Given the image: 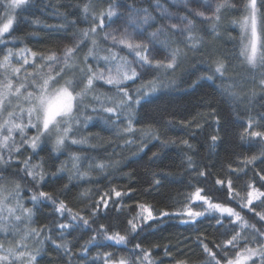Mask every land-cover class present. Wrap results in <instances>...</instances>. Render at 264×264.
<instances>
[{
    "label": "trees",
    "instance_id": "1",
    "mask_svg": "<svg viewBox=\"0 0 264 264\" xmlns=\"http://www.w3.org/2000/svg\"><path fill=\"white\" fill-rule=\"evenodd\" d=\"M257 2L259 6L260 0ZM218 4L225 6L219 12L215 8L209 18L179 9L189 22L182 32L163 24L158 12L161 6L172 8V0H27L25 5L14 9L13 24L0 38V61L9 51L12 53L9 67L0 68V81L7 76L13 89L21 83L25 87L16 99L14 94L7 98L0 111V116L6 115L7 120L9 112L14 114L11 118L14 121L19 118L15 100L24 99L27 92H35L32 81L42 83L41 77L54 63L40 57L57 56L63 48L76 45L81 30L98 25L101 13L104 20L109 10L121 8L143 16L151 31L159 29L155 36L158 38L152 42L157 53L167 58L151 60L135 79L121 85L129 93L133 90L148 93L131 121V131L120 129L107 136L80 163L68 167L49 137H43L37 148L32 149L21 144L19 131L11 134L9 146L15 141V147L20 150L13 148L9 153L7 149H0V155L6 160L11 155L8 163L0 161V187L7 190L11 185H19L18 203L32 209L33 214L25 215L26 231L7 209L0 214L5 218L2 226L6 228L0 231L3 245L0 255L5 256L7 252L9 261H13L10 249L13 253L25 249L27 253H35L39 249L34 264H119L122 259L126 264H140L137 256L142 259L143 253L135 248L140 244L150 253L144 264H209L210 257L203 249L207 244L220 264H227L239 249L225 246L224 242L237 232L242 237L240 247L245 239H262L258 232H264V220L257 213H264V197L254 199L248 207L242 204L247 203L249 184L264 192V180L260 179L264 176V137L249 135L253 131L264 133V60L259 56L256 64H249L242 54L243 2L219 0ZM8 13L9 0H0V25ZM103 32L98 27L88 41L80 44L69 61L71 66L55 82L50 81V89L71 80L75 91H82L86 74H91L86 73L89 65L97 73L115 61L112 57L117 56L103 39ZM92 39L96 41L95 46ZM33 52L36 57L32 56ZM169 63L173 66L168 67ZM218 64L224 66L222 74L216 71ZM61 66L62 61L53 68V76ZM16 68L20 69L18 73L13 72ZM119 94L117 86L94 79L91 89L78 97L76 112H83L97 102L111 101ZM25 133L31 137L36 130L29 127ZM213 136L217 137L215 141ZM74 148L67 143L62 153L71 154ZM253 157L256 159L252 163H246ZM26 161L29 170L42 174L43 180L33 181L25 175ZM200 171L205 175L199 176ZM217 179L224 183L217 185ZM229 180L233 195L239 194L234 199L228 195ZM197 187L204 189L201 194L207 195L212 203L224 204L239 212L249 226L242 228L235 217L211 210L197 218L196 223H185L186 215H176L185 206L196 211L207 208L203 201L189 199ZM112 189L120 191L121 197H116ZM40 192L49 193L53 199L39 197ZM33 195L38 197L36 202L31 199ZM101 197L108 199V208L101 203L98 214L93 217L94 206ZM61 201L72 215L78 213L88 219L89 225H83L81 220L72 221L67 211L58 212ZM140 205L150 209L155 219L143 221L141 218L147 212ZM12 208L20 217L24 213L17 207V199ZM161 212L170 215L161 216ZM7 218L9 221L4 223ZM133 218L140 226L136 233H127V221ZM218 219L221 223H217ZM61 223L71 226L61 230L58 227ZM100 225L105 226L109 235L127 234V242L116 244L105 239ZM33 229L39 235L21 239L20 243L26 247H19V237ZM248 246L256 248L258 244ZM14 264H27V256L23 261L15 260Z\"/></svg>",
    "mask_w": 264,
    "mask_h": 264
},
{
    "label": "snow or ice",
    "instance_id": "2",
    "mask_svg": "<svg viewBox=\"0 0 264 264\" xmlns=\"http://www.w3.org/2000/svg\"><path fill=\"white\" fill-rule=\"evenodd\" d=\"M27 0H11V4L9 5L10 8L16 9L23 5H25ZM225 4H218L216 7V12H219L222 7H224ZM243 8L246 10L247 15L243 17V20L241 22V27L244 30L246 34H248V44L245 45L244 51L242 54H244L247 58V61L249 64H254L257 61V53H258V46L260 49H264V11H261V9H264V0H260L259 6L257 0H246V3L243 4ZM88 11L87 6L85 7V12ZM113 13L111 10L108 12V16L111 17ZM200 15H203L201 13ZM94 21L96 17H93ZM216 19H219V16L216 17ZM146 22V21H145ZM13 24V20L11 18L7 19L6 23H3L2 26H0V38L4 36V34L8 33L11 26ZM103 28L104 27V14H100L99 23L95 26H90L88 29L81 30L79 33V40L77 41V44L73 47H67L64 50L63 57H62V65L59 69V71H56L55 76L52 75V70L56 65L61 64V58L57 57L55 54L49 55L47 57L41 56V60H46L49 62H54L49 66V72L41 77L42 83H37L35 80L32 81V85L36 89L35 92H27V94L24 96V99L28 101L29 107L27 109H21V113L26 112L27 113V122L26 123H15L13 119V113L9 112L8 116L9 119L5 120L3 123H0V149H7L9 153H11L12 149L15 148V151L19 152V148L15 147V141H13L12 146L10 147L8 144L9 140H12V132L16 129L19 130L21 134V144H27L32 149H36L39 142L41 141L42 137H45L50 134V132L54 129L57 133V138L55 140V144L57 147L63 145L65 143V139L67 138V135L69 131L71 130V126L73 122L77 121V117L74 114V109H78L80 101L78 100V97H82L86 94V91L88 89H91L93 86L94 79H106V83L109 85H115L118 88V91L123 94V98L120 100V107H123L127 105L129 108L132 107V104H140L141 98L144 95H147L148 93H141L140 90H137V95L134 98L132 95L129 94L128 90L125 87H121L124 81L135 79L137 76V72L135 69L131 70V74L129 75L128 72L122 71L121 67L116 68V76H108L107 78L104 77L102 73L97 74L92 71L91 66L89 65L86 69V84L84 85V90L82 91H75V86L73 85V82L71 80L65 81L64 85L53 88L50 90L49 84L50 81L55 82L56 77H60L61 73L65 71L66 68L70 67L69 61L73 58L75 53L77 52L80 44L85 43L90 39L92 35H94L97 32V28ZM175 27V25H173ZM156 34L153 33V36ZM107 38V36L105 37ZM112 39L114 41L117 40V37L112 36ZM91 43L93 46H95L96 41L94 39L91 40ZM119 44L126 46L128 49L135 50V56L139 58V60L143 63H150L148 60V57L146 55H141V44L132 42V38L130 36H125L119 39ZM144 51H147V47L144 46ZM93 49H89V55L92 54ZM12 53L9 51L7 55L3 57V61H0V68L7 69L9 67L10 63V56ZM36 53H32L33 57H36ZM116 57L113 56L112 59H115ZM261 60H264V52H261L260 54ZM108 57H105V60H107ZM172 60H175V56L172 57ZM24 63L27 64V59L24 60ZM159 63V62H157ZM173 65L171 63L168 64V67H172ZM223 64H218L216 71L220 72L222 74ZM20 71L19 68L13 69V72L18 73ZM82 72H85V69H81ZM62 78V77H61ZM211 78V77H209ZM264 83V82H262ZM25 85L21 83L19 87H16L13 93V84L11 79H9L7 76H5L4 80L0 81V109H3L5 99L9 96V94H15L20 95L21 94V88H24ZM154 91V87L152 88ZM116 108L114 107H107L104 109L105 112L108 113H114L116 112ZM61 124L66 125L65 127H61ZM34 128L36 129V135L33 137H28L25 133L26 128ZM249 127H252L251 122L249 123ZM6 130L7 134H4V131ZM125 131H131V122H129V127L125 129ZM249 135L253 137H264V133L261 132H250ZM217 139L216 136L212 137V140L215 141ZM73 143H76L77 141L73 140ZM184 143H187L185 141ZM11 159V155H9L8 159L6 160L3 155H0V161L4 163H8V161ZM256 158L253 157L251 160L246 161V163H252ZM192 161L191 158H189V165H191ZM101 167H103L101 165ZM26 176L31 177L33 181H39L43 180L44 177L42 174H38L34 170H29L28 168V162H25V168L23 169ZM199 176H204L205 173L203 171H200L198 173ZM261 180H264V176L260 177ZM217 185H222L224 181L217 179L215 181ZM248 188L251 190L247 192V203L242 204L243 207H248L253 204V200H259L260 197H264V192H261L259 189L252 188V185L249 184ZM204 191V189L197 187L195 189V192L191 194L189 197L192 201H203L204 204H207V208L203 211H196L192 207L185 206L184 210L182 212L176 213V215H186L188 217L187 220H185V223H196L197 218L205 216L206 212L208 211H215L219 212L222 216L223 214H227L228 217H235L236 221L240 222V226L248 227L247 221L241 217L240 213L235 211L231 207H227L224 204L220 203H212L211 200L207 195H201V193ZM112 193L116 197H121L122 193L120 191H117L115 189H112ZM228 195L230 199L236 198V196H239V194L233 195L232 190V182L231 180L228 181ZM20 196L19 192V185L16 186L15 192H9L7 195L4 194V189L0 187V213L3 212L4 208L6 207V202L9 199H17V207L20 208V210L24 213H26L29 217L33 214V210L30 208H23L18 203V198ZM105 196H108L110 198V194L106 193ZM39 197H43L45 199H53L49 193L46 192H40ZM33 202H36L38 197L36 195H33L31 197ZM243 200V198H241ZM55 203V201H53ZM264 202V201H262ZM101 203L103 204V207L105 209L108 208V199H105L104 197H101L100 201H97L96 205L94 206V210L92 212V216L95 217L98 212ZM140 207L147 212L146 217H142L141 219L143 221L152 220L155 219L153 216V213L150 209H148L145 205H140ZM58 212L63 214L65 211L69 213L71 216L72 221L81 220L83 222V225L87 226L89 225V220L84 218L83 216H80L78 213L75 215L71 214V210L66 207L64 202H59V206L56 209ZM250 211H254V209L249 208ZM7 211L9 214L14 213V209L7 208ZM161 216H168L170 213L168 212H161ZM260 220H264V213H257ZM20 216L16 215L15 219L20 220ZM5 218L3 216H0V231L4 230L2 226V222ZM217 223H221V220H217ZM128 229L126 230L127 233H136L138 227L140 226L135 218L129 219L127 221ZM70 224L61 223L58 225V227L63 230L69 228ZM254 228V226H251ZM100 231L104 234L105 239L114 241L116 244H124L127 242V234L121 235L119 232H115L111 235L107 234V229L104 225H100ZM29 235H39L35 229L31 230L29 233H27L24 237H22V240H25L28 238ZM258 235L262 238L260 241H248L245 239L243 247H240V240L242 237L240 236V233L237 232L235 235L232 236L231 239L224 242L226 245H231L233 249H239L235 252V259H229L227 260V264H248L249 261H251V264H257V261H259V264H264V232H258ZM94 240L95 237H92ZM249 243H257L258 247L252 248L249 247ZM19 247H26L25 244L20 243ZM218 247H221L218 245ZM3 248V245L0 244V249ZM136 249H141V252L143 253V258L141 259L139 256H137V260L140 261V264H144V261H148V258L150 256V253L144 249L141 248L140 244L135 245ZM204 252L210 257L209 264H212V261L215 262V264H220V260L216 258V253H214L207 244L203 245ZM9 253L13 255L14 260L9 261L8 256L0 255V264H14L15 260H21L23 261V258L27 256V264H34L36 261L37 255L39 253V249L33 252L25 253L24 251H19L18 253H13L12 250H9ZM255 258V259H254ZM119 264H126L125 260H120ZM150 264V262H149Z\"/></svg>",
    "mask_w": 264,
    "mask_h": 264
},
{
    "label": "rangeland",
    "instance_id": "3",
    "mask_svg": "<svg viewBox=\"0 0 264 264\" xmlns=\"http://www.w3.org/2000/svg\"><path fill=\"white\" fill-rule=\"evenodd\" d=\"M218 1L219 0H172L173 2L172 8H165L161 6L158 7V12L162 16L163 24L178 32H182L189 26V22L187 21L185 16L179 11V9L191 12L195 15L204 18H209L214 14V10L218 5ZM233 1L236 2L237 0H233ZM240 1H242L243 4L246 3V0H240ZM10 4H11V0H9V5ZM13 11L14 9L9 7V13L6 15L5 19L3 20L0 26H2L3 23H6L8 18L12 19ZM111 12L113 13V15L111 17L108 16L104 20V27H103L104 32L102 36L105 42L110 47H112L117 57L115 58L114 62L108 64L104 68H100L97 71V74L102 73L105 78H107L110 75L116 76L117 75L116 68L118 66L122 68V71L128 72L129 75L131 74L132 69H135L138 74L142 71V69L146 67V64L148 63L141 62L139 58L135 56V50L128 49L126 46L118 43L119 39L125 36H130L132 38V42L141 44V55H146L149 61L153 59L166 60L167 57L165 55L157 53V48L154 46L152 42L158 38L155 36L157 35L159 29H157L156 31H151L146 19H144L143 16L128 11L126 9L123 8L112 9ZM201 13H203V15H200ZM245 15H247V12L243 8V16L241 22ZM173 25H175V27H173ZM153 33H155L156 35L153 36ZM242 33L244 39L243 48H245V45L248 44L249 42L248 34H246L243 29H242ZM106 36L107 38H105ZM112 36L117 37V40L114 41L112 39ZM144 46L147 47V51L143 50ZM64 50L65 48L60 50L59 55H57V57L61 58V61ZM259 50L260 48L258 46L257 61L254 64H256L259 60V56H260ZM100 80L106 82V79H100ZM14 90L15 89H13V93ZM140 92L145 93L144 90H140ZM129 94L135 98L137 95V90H133ZM11 96L12 94H9L7 98L9 99ZM18 96L20 95L14 94L15 99ZM7 98L5 99L4 104L6 103ZM122 98H123V94L120 93L113 100L111 101L105 100V101L97 102L93 104V106L90 107L89 109L87 110L84 109L85 111L83 110V112L77 113L76 109H74V114L77 117V121L72 123L71 130L69 131L67 138L65 139V143L59 147H57L55 144L57 133L55 132L54 129L50 132L49 135L45 136L50 138V142L54 147V149L56 150V153L58 152V154H61L60 156H62V159H64L63 161L68 167L73 166L76 163L82 162L86 157H88L92 152L95 151L98 144L104 141V139L107 138V136H111L115 134L120 129H126L129 125V122L132 121L133 117L137 114V112L140 110L141 106L143 105L146 95L142 96L140 104L137 105L133 103L131 108H129L127 105L123 107L119 106L120 100ZM15 101L17 103V106L19 107L18 113L20 115L19 118L15 120V123H24V121L27 122V113L26 112L21 113V109L22 108L27 109L29 107L28 101L21 99V97L19 98L18 101L17 100ZM107 107H114L117 110L114 113H108L104 111V109ZM0 111H2V109H0ZM5 120H7V116L2 114L0 116V123H3ZM65 126L66 125L61 124V127H65ZM15 131H19V130L18 129L14 130L12 132V135L14 134ZM4 134H7L6 130L4 131ZM73 140L77 142L73 143L72 142ZM67 143L68 145H73L75 147L71 154L68 153L69 155L67 153H62L63 146H65ZM15 191H16V186L11 185L10 188L4 190V194L7 195V193L9 192H15ZM15 200L16 199H9L6 202V204L11 206L10 208H12L13 204L15 203ZM7 208L8 207L6 206L3 211H5ZM25 215L26 213L25 214L21 213V219H20L21 225L23 226L24 230L26 229L27 226V222H26L27 220ZM11 216L14 217L16 216L15 210ZM8 221L9 218H7L4 223H7ZM23 228L20 231L24 235L26 232L25 233L23 232ZM20 241L21 238L19 237L17 243L20 244ZM24 252L27 253L26 249L24 250ZM8 255L9 254L6 252L5 256Z\"/></svg>",
    "mask_w": 264,
    "mask_h": 264
}]
</instances>
